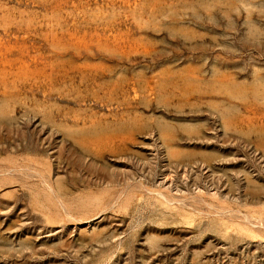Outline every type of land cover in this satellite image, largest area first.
<instances>
[{
    "label": "rangeland",
    "instance_id": "obj_1",
    "mask_svg": "<svg viewBox=\"0 0 264 264\" xmlns=\"http://www.w3.org/2000/svg\"><path fill=\"white\" fill-rule=\"evenodd\" d=\"M0 264H264V0H0Z\"/></svg>",
    "mask_w": 264,
    "mask_h": 264
}]
</instances>
